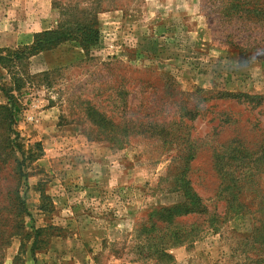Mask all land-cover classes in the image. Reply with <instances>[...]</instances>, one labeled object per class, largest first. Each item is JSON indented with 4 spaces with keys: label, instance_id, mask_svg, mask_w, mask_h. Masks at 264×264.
<instances>
[{
    "label": "rangeland",
    "instance_id": "374dc122",
    "mask_svg": "<svg viewBox=\"0 0 264 264\" xmlns=\"http://www.w3.org/2000/svg\"><path fill=\"white\" fill-rule=\"evenodd\" d=\"M49 1L44 31L83 36L97 19L100 37L18 64L13 124L0 90V264H264V58L216 34L219 5L203 0ZM9 17L0 0L5 33L15 32ZM24 46H0V56ZM4 63L0 84L11 79ZM239 95L250 99H228ZM188 101L200 114L184 124ZM96 112L117 122L150 113L174 136L115 145L102 141ZM185 135L202 149L190 179L207 206L196 218L204 229L173 259L148 258L138 228L185 201L175 159Z\"/></svg>",
    "mask_w": 264,
    "mask_h": 264
},
{
    "label": "trees",
    "instance_id": "16d2710c",
    "mask_svg": "<svg viewBox=\"0 0 264 264\" xmlns=\"http://www.w3.org/2000/svg\"><path fill=\"white\" fill-rule=\"evenodd\" d=\"M203 2L209 7L219 5V10L211 15V23L216 22L214 29L218 32L216 34L220 33L221 37L225 38L227 44L233 49L264 58V0H203ZM81 30L84 31L83 36L74 34V29L70 30L69 28L43 31L35 35L32 45H25L13 51L7 50L8 54L6 56H0V64L5 62L4 67L7 68L11 76L9 82L0 84V90L8 98L10 104L9 107L5 108L9 123L13 124L16 118L13 109L15 98L12 92L20 91L24 84L16 72L18 64H21L30 56L39 54L66 41H78L84 49L97 44L100 37L97 19ZM8 84H10L9 87ZM228 99L239 102L241 99L248 100L250 97L239 95L232 98L228 96ZM257 99L259 104H264V97ZM124 104L126 105V103ZM180 111L184 112L181 118V122H184V124H186V120L195 116L198 117L200 114L199 105L194 106L190 103L189 107H181ZM97 114L99 123L107 126L106 129H108L103 131L102 135L106 137H103L102 141L115 145L125 144L137 136H146L166 143L167 137L174 136L173 133H169V123H166L164 119L154 118L150 113L146 115L139 114L134 117L124 115L118 122L104 113ZM184 128L185 130L189 129L187 125ZM185 136L184 140L186 143L176 156L177 158H175L180 161L182 169L181 175L184 185L180 191L185 201L155 209L154 212L148 214L145 223L138 228V231L144 235V240L146 241L140 248L141 250L146 249L148 258L151 256H165L166 259H173L170 254L172 249L191 244L199 231L204 229L201 224L197 223L198 219L196 218L205 216L204 212L207 210V206L204 205V199L195 190L194 183L190 179L191 173L201 170V167L196 165V161L201 155H199V150L202 149L197 146L199 139L194 140L190 135ZM177 138L181 139V137ZM257 153L256 151L253 152L256 158ZM263 154L264 152L257 159H261L264 156ZM21 209L26 211L23 206H21ZM213 216L215 219V214ZM212 221L211 216L206 219L209 226H211ZM34 245L35 242L31 250L33 254Z\"/></svg>",
    "mask_w": 264,
    "mask_h": 264
},
{
    "label": "crops",
    "instance_id": "0c3cea01",
    "mask_svg": "<svg viewBox=\"0 0 264 264\" xmlns=\"http://www.w3.org/2000/svg\"><path fill=\"white\" fill-rule=\"evenodd\" d=\"M3 3L10 6L12 18L9 17L8 24H15L9 26L15 32L5 33L7 27L0 24L1 47L32 44L35 35L46 30L44 21L51 19L49 0H3ZM4 22L7 23L6 19Z\"/></svg>",
    "mask_w": 264,
    "mask_h": 264
}]
</instances>
